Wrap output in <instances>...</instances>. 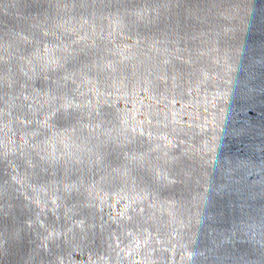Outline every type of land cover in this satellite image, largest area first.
<instances>
[{"label":"water","instance_id":"1","mask_svg":"<svg viewBox=\"0 0 264 264\" xmlns=\"http://www.w3.org/2000/svg\"><path fill=\"white\" fill-rule=\"evenodd\" d=\"M193 259L264 264V0H0V264Z\"/></svg>","mask_w":264,"mask_h":264},{"label":"snow or ice","instance_id":"2","mask_svg":"<svg viewBox=\"0 0 264 264\" xmlns=\"http://www.w3.org/2000/svg\"><path fill=\"white\" fill-rule=\"evenodd\" d=\"M174 160H178V158L174 157ZM53 203H55V201H53ZM35 223L44 228L46 235H44L43 239L45 242L54 244L56 241V238L62 234L54 226V224L45 225V222L40 219L39 215H37ZM78 223L83 227V225H84L83 221H79ZM68 231L71 232L72 229H68ZM201 243L202 242L199 239V233H194V238L191 241V246L193 249H196V251L194 253H192L193 256L201 255V253H199V247L201 246ZM55 264H62V261L57 260L55 262ZM191 264H206V262L198 260V259H193L191 261Z\"/></svg>","mask_w":264,"mask_h":264}]
</instances>
